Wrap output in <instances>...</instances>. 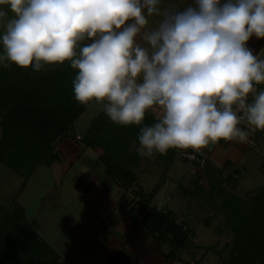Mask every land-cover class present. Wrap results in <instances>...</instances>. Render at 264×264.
<instances>
[{
	"label": "clouds",
	"instance_id": "1",
	"mask_svg": "<svg viewBox=\"0 0 264 264\" xmlns=\"http://www.w3.org/2000/svg\"><path fill=\"white\" fill-rule=\"evenodd\" d=\"M0 0V65L69 61L76 101L102 104L119 125H141V156L246 142L264 130V0ZM149 16L159 19L149 25Z\"/></svg>",
	"mask_w": 264,
	"mask_h": 264
},
{
	"label": "trees",
	"instance_id": "2",
	"mask_svg": "<svg viewBox=\"0 0 264 264\" xmlns=\"http://www.w3.org/2000/svg\"><path fill=\"white\" fill-rule=\"evenodd\" d=\"M76 71L69 61L44 65L40 70L10 62L7 66L0 65V164L21 175L19 188L38 166L60 159L55 150L57 142L66 136L88 104L74 99L72 80ZM155 120L156 115L146 111L141 125H119L102 110L93 117L78 142L101 150L98 160L105 173L133 194L129 211L132 219L140 217L142 226L158 243H168L170 249L165 256L173 258L187 244L188 229L176 221L172 210H157L150 205L154 189L132 188L137 180L133 167L140 155L131 144L137 146L140 127ZM203 172L208 185L220 188V167L207 165ZM227 202L221 201L227 206L232 203ZM235 204L232 211L237 225L233 228L231 253L225 264H264V189L253 193L250 203L238 200ZM245 207L248 213L242 210ZM9 214L13 236L8 239V234L3 239L6 244L0 248V264L15 260L20 250L19 236L33 233L31 227L21 226L24 218L21 207L17 205ZM107 259L111 264L127 262V256L120 251L108 254Z\"/></svg>",
	"mask_w": 264,
	"mask_h": 264
},
{
	"label": "rangeland",
	"instance_id": "3",
	"mask_svg": "<svg viewBox=\"0 0 264 264\" xmlns=\"http://www.w3.org/2000/svg\"><path fill=\"white\" fill-rule=\"evenodd\" d=\"M162 2L160 5L162 8L173 6L179 9L185 7L189 0H162ZM0 7L7 8V6ZM247 46L253 50L254 54L261 52L264 50V37L259 39L250 37ZM261 56L264 57V51L261 52ZM261 87L264 85H258L257 90ZM101 109L102 104L91 101L85 111L76 118L73 128L68 130L66 136L78 142L81 134L76 135L75 131H82L92 121V113ZM257 134L256 147L241 149L242 155L239 162L229 160L223 166L227 160L224 163L215 164L210 155L208 165L212 168H221L220 188L208 185L203 170L180 159L176 155V149L168 150L175 155L176 159L183 161L181 167L184 172L173 180L172 192L180 194L183 199L182 206L180 209L177 208V217L179 220L186 221L188 229L187 244L177 250L173 257L181 256L187 263L193 264H225L228 261L233 241V228L237 225V218L232 211L238 204L235 203L238 200L250 203L253 193L264 189V130H258ZM61 144L60 141L58 146ZM76 145L79 144L71 145V150L65 154L66 157L69 155L73 158L83 152L80 146L77 148ZM133 145L135 144L132 143ZM78 161L95 170H99L101 166L104 168L100 161L95 162L91 155L85 152L80 155ZM153 164H157L158 170H161L160 160ZM151 169L157 170L154 167ZM59 170L58 164L38 166L26 180L23 189L18 191L22 181L21 175L0 164V248L6 244L4 237H8L9 234L8 239H11L13 236V222L8 215L10 216L9 213L15 210L19 200L25 205L21 226L30 227L27 222L32 215L35 217L32 224L35 231L29 233L27 237L19 236L20 250L15 260L9 264H69L72 259L71 254L87 241L88 237L85 230L81 229V224L67 215L69 212H77L82 204L79 199L76 201L70 198L72 193L68 192L70 190L67 187L71 181L68 183L65 178L61 179L58 175ZM228 175L232 176L228 178ZM18 192V196L14 199L13 194ZM224 199L228 200L227 203L230 201L232 203L228 206L223 205L221 201ZM38 202L41 207L39 212ZM43 210L49 213L42 215ZM242 210L245 213L249 211L248 207ZM168 247L170 249V246Z\"/></svg>",
	"mask_w": 264,
	"mask_h": 264
},
{
	"label": "crops",
	"instance_id": "4",
	"mask_svg": "<svg viewBox=\"0 0 264 264\" xmlns=\"http://www.w3.org/2000/svg\"><path fill=\"white\" fill-rule=\"evenodd\" d=\"M158 19L159 17L157 16H149V25L154 26ZM102 110L103 108L94 111L91 120ZM154 114L156 115V113ZM89 124L82 131H75L76 135H82ZM60 141L62 144L58 146ZM57 143L55 150L60 154V159L50 165L58 164L60 166L58 175L61 176V179L65 178L68 183L71 181V184H68L67 187L70 190L68 192L72 193L70 198L72 197L76 201L79 199L82 206L77 212H69L67 215L73 221L81 224V229L85 230V234L88 237L87 241L76 252L71 254L70 257L72 259L69 261V264H80L79 262L84 264H110L107 260V255L118 251L127 256L126 264H193L187 263L181 256L176 255L173 258L165 256L169 251V244L158 243L142 226L140 217L135 220L132 219L129 214L131 199L133 197L131 190H127L117 184L105 173L102 166L99 170H95L90 168L89 165L80 164L78 161L83 152L90 154L95 162L99 161L100 149L86 147L67 136L61 138ZM74 144H79L76 147L79 148L80 146L83 152L73 158H70L69 155V158L66 157L65 154L68 150H71V145L73 146ZM131 147L133 148L132 144ZM136 147L134 145L135 150ZM241 149L243 150L244 148L233 143L217 145L212 150V162L215 164L217 162L224 163L226 160L239 162L242 155ZM257 151H260V149H257ZM159 160L162 165V167L160 166L161 170H158V163L153 164V162ZM182 162L176 159L171 151L170 153L169 151L165 153L154 152L151 156L140 155L136 165L133 167L137 180L132 188L140 187L145 191L154 189L150 205L154 206L157 210H172L176 221L182 222L184 227L187 228L186 221L179 220L177 217V208L180 209L183 203L181 200L183 199L180 194L172 192L173 180L184 172V169L181 167ZM152 167L157 168V170H152ZM150 173L154 180L151 178ZM24 185L18 191H21ZM18 194L19 192L13 194V198L15 199ZM16 200L18 201V199ZM39 205L40 203L38 202V212L41 209ZM18 206L24 212L25 205L20 200ZM47 213L49 212L43 210L42 215H47ZM30 219L27 224L35 231L32 226L35 221L34 215Z\"/></svg>",
	"mask_w": 264,
	"mask_h": 264
},
{
	"label": "built area",
	"instance_id": "5",
	"mask_svg": "<svg viewBox=\"0 0 264 264\" xmlns=\"http://www.w3.org/2000/svg\"><path fill=\"white\" fill-rule=\"evenodd\" d=\"M246 131H248V139L246 142H241L238 140H219L216 143H210L208 146L200 149L199 151H193L192 149H176V155L183 160L188 161L195 165L196 168L204 170L208 165L211 151L215 145H226L229 143H236L243 148H255L258 142L257 130L250 128L245 124H241Z\"/></svg>",
	"mask_w": 264,
	"mask_h": 264
}]
</instances>
